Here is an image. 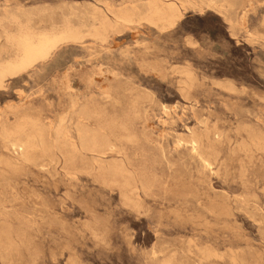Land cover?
<instances>
[{
  "label": "rangeland",
  "instance_id": "374dc122",
  "mask_svg": "<svg viewBox=\"0 0 264 264\" xmlns=\"http://www.w3.org/2000/svg\"><path fill=\"white\" fill-rule=\"evenodd\" d=\"M162 1L187 7L174 27L139 16L101 42L90 35L94 17L144 10L148 0H0V49L3 28L17 31L10 14L31 16L36 32L69 22L81 32L0 87V264L264 263V0H235L227 17L201 10L202 0ZM85 100L99 114L86 123L113 143L106 153L80 145L75 115ZM24 119L49 125L52 156L35 149L23 159L8 147L3 124Z\"/></svg>",
  "mask_w": 264,
  "mask_h": 264
},
{
  "label": "bare ground",
  "instance_id": "6f19581e",
  "mask_svg": "<svg viewBox=\"0 0 264 264\" xmlns=\"http://www.w3.org/2000/svg\"><path fill=\"white\" fill-rule=\"evenodd\" d=\"M151 1V0H150ZM150 1L148 0V4H147V7L144 9V10H139V9H137L136 7H133V8H113L112 7V9H111V11L110 12H112V14H113V18L112 17H109L108 15H101V16H96V17H94V20L96 21V23H94V24H92L91 25V27H90V25H88L89 27H90V35H92L93 37H95L96 39H98L99 41H101V42H105V41H107V39H108V34L110 33V32H115V33H118V32H120L121 30H123L124 28H127L128 26H129V24L130 23H132L133 22V20H134V18L135 17H139L140 16V18L141 19H143V20H145V21H147L148 23H150V24H153V25H155L156 27H158L159 29H161V30H165V29H169V28H172V27H174L175 25H176V23L181 19V17L183 16V11L185 10V8H187V7H184L183 5V7H179V5L177 6V5H175V4H173L172 2L170 3V4H165V3H163L164 1H162L161 0V2H158V0H154V1H152V3H150ZM160 1V0H159ZM178 1V0H177ZM235 0H202L201 2H199V4H198V7L202 10V9H204L205 7H211V8H215V9H217L220 13H222L224 16H230V15H232L233 14V12L231 13V8H233L234 6H235V2H234ZM246 1V0H245ZM179 2V1H178ZM191 2V1H190ZM81 3V2H80ZM147 3V2H146ZM186 3V2H185ZM192 3V2H191ZM106 4V3H105ZM142 4H143V2H142ZM135 6V5H134ZM143 6V5H142ZM144 6H146V5H144ZM192 7V6H191ZM198 8V9H199ZM37 9V8H36ZM66 9V8H65ZM222 10L224 11H226L225 13L224 12H222ZM33 15V14H32ZM24 16V18L26 19L25 20V22H22L21 20H20V16L19 15H16V14H10L9 16L7 15V17H6V19H8V21H10L12 24H14V25H17V31L14 33H11V32H9L6 28H3L4 29V37H5V44H7L6 46L9 48H7L6 46H4V47H2L1 49H0V87H3L4 86V84H5V81H6V78L7 77H9V76H14V75H16V74H19V73H21V72H23V71H25V70H27V69H29V68H31V67H33L37 62L39 63L40 61H45V60H47L48 58H50L51 57V55L53 54V52L61 45V44H63V43H67L68 41H77V40H79L80 38H81V32L79 31V30H77V29H74V28H72V26H70L69 24H71L70 22H69V24H66V26L61 30V31H59V32H49V33H44V32H36L33 28H32V25H31V27H29L28 26V21L30 22V20L32 21V18H31V16H29L28 14H26V13H24L23 15H22V17ZM33 17V16H32ZM68 17V16H67ZM66 17V18H67ZM70 19V18H69ZM140 19V21H142ZM67 20V19H66ZM66 20H65V23H66ZM72 20V19H71ZM138 20V19H137ZM233 19H231V20H229V22L231 23V28H234V24L232 23V22H234V21H232ZM235 20V19H234ZM5 21V20H4ZM139 21V20H138ZM136 22V21H135ZM65 23H64V25H65ZM146 23V22H145ZM237 23V22H236ZM2 24V23H1ZM82 24V23H81ZM136 24V23H135ZM142 24V23H141ZM53 25V24H52ZM134 25V24H133ZM263 25H264V19H263ZM2 26V25H1ZM54 26V25H53ZM53 26H51V27H53ZM73 26H75V25H73ZM83 26V25H82ZM62 27V26H61ZM132 27V26H131ZM130 27V28H131ZM75 28H79L78 26L77 27H75ZM81 28V27H80ZM2 29V30H3ZM82 29V28H81ZM44 30V29H43ZM60 30V29H59ZM160 30V31H161ZM84 31V30H83ZM82 31V32H83ZM86 33V32H85ZM262 35V34H261ZM263 36V35H262ZM2 37V34H0V38ZM72 43V42H71ZM70 43V44H71ZM79 43V42H78ZM59 49V48H58ZM3 52L5 53L6 52V55H7V57H6V55H5V57H4V55H3ZM188 70V69H187ZM184 71V70H183ZM181 74H183V73H181ZM186 74V73H185ZM190 75V74H189ZM188 76V75H187ZM192 76V75H191ZM186 77V76H185ZM189 77V76H188ZM188 77H186V78H188ZM187 80V79H186ZM113 81V80H112ZM188 81V80H187ZM192 82H193V80H192ZM180 83V82H179ZM186 83V82H185ZM181 84V83H180ZM189 84V83H188ZM193 84V83H192ZM228 85V84H227ZM183 86V85H182ZM180 88H182V87H180ZM188 89V88H187ZM189 90V89H188ZM187 90V91H188ZM190 91V90H189ZM104 93H106V91L104 92ZM131 93V92H130ZM136 94V93H135ZM144 94V93H143ZM183 94V93H182ZM187 94V96L185 97V95ZM188 94H189V92L188 93H184V97L185 98H187L188 97ZM105 95V94H104ZM112 95V94H111ZM106 96H107V93H106ZM106 96H105V98H106ZM189 97H190V95H189ZM109 98H111V97H109ZM106 99H108V98H106ZM190 99H191V97H190ZM113 100V99H112ZM91 102V101H90ZM90 102L89 101H86L85 100V102L80 106V108L78 109V111H77V114L75 115V116H77V121H76V131H77V133H78V138H79V142H80V145H81V147L82 148H84V149H89V150H93V152L94 151H98V152H103L104 150L106 151V149H108V148H112V142L111 141H109L108 139H107V137H103L98 131H93L92 129H90V127H89V125L86 123V120H87V118H88V120H89V117L91 116L92 117V115L93 114H95L96 113V110H95V108H93L92 107V105L90 104ZM163 105V104H162ZM168 109H170V107L168 108ZM99 111V110H98ZM164 111H165V109H164ZM163 111V112H164ZM101 112V111H100ZM170 112V111H169ZM134 113H135V111H134ZM104 114V113H103ZM126 114V113H125ZM125 114H123V115H125ZM129 114V113H128ZM95 115H99V114H95ZM135 116H136V113H135ZM90 117V118H91ZM94 117V116H93ZM101 117V116H100ZM129 117V116H128ZM131 117H132V115H131ZM130 117V118H131ZM97 119H98V116L96 117ZM120 118V117H119ZM124 118V117H123ZM126 118H127V116H126ZM139 118V117H138ZM170 118V117H169ZM93 119V118H92ZM118 119V118H117ZM120 119H122V118H120ZM129 119V118H128ZM131 119H135L134 117L133 118H131ZM130 119V120H131ZM25 120V119H24ZM95 120V119H94ZM101 120V119H100ZM124 120V119H123ZM126 120V119H125ZM124 120V121H125ZM132 120V121H133ZM137 120V119H136ZM104 121V120H103ZM121 121V120H120ZM5 122V121H4ZM105 122V121H104ZM103 122V123H104ZM110 122V121H109ZM126 122H129V121H126ZM89 123V122H88ZM97 123H99V121L97 122ZM103 123H101V126L103 125ZM165 123V122H164ZM124 124V123H123ZM128 124V123H127ZM130 124H132V122L130 123ZM107 126H108V124H106ZM120 125V124H119ZM134 125V124H133ZM116 126V125H115ZM124 126V125H123ZM203 126V125H202ZM104 128H105V126H103ZM112 127H114V126H112ZM120 127V126H119ZM126 127H127V125H126ZM204 127V126H203ZM99 128V127H98ZM101 128V127H100ZM111 128V127H110ZM110 128H109V130H110ZM53 129V128H52ZM51 129V130H52ZM106 130H107V128H105ZM120 129V128H119ZM133 129V128H132ZM101 130V129H100ZM117 130H118V128H117ZM196 129H194V131H195ZM257 130V129H256ZM259 130V129H258ZM112 131H114V129L112 130ZM119 131V130H118ZM117 131V132H118ZM120 131H122V130H120ZM119 131V132H120ZM203 131V130H202ZM3 135H1L2 136V138L4 137V139H5V142L7 143V145H8V147H12L15 151L16 150H20L21 151V156H22V158L23 159H26V158H28L30 155H34L35 156V154H31V152L32 153H34L33 152V150H35V149H37V150H39L41 153L40 154H42L43 156L44 155H50V153L51 154H53L54 153V145H55V143H54V145H53V138H52V136H51V133H50V127H49V125L48 124H46L42 119H37V120H33V119H27V120H25V121H23V122H21L20 124L18 123V124H16V125H10L9 124V122H5L4 124H3ZM1 132V133H2ZM134 132V131H133ZM132 132V133H133ZM250 133V132H249ZM111 134H114V132L112 133L111 132ZM119 134V136H120V133H118ZM127 134V133H126ZM126 134H124V135H126ZM198 134V133H197ZM200 134V133H199ZM262 134V133H261ZM260 134V135H261ZM264 134V133H263ZM116 135V134H115ZM122 135H123V133H122ZM121 135V136H122ZM133 135V134H132ZM259 135V136H260ZM199 136H201V135H199ZM218 136V135H217ZM256 136V135H255ZM67 139H66V142H65V144L64 145H72L71 143H70V134H67ZM114 137H116V136H114ZM125 137V136H124ZM163 137V136H162ZM188 136H186V138H187ZM252 137V136H251ZM257 137V136H256ZM109 138V137H108ZM117 138V137H116ZM131 138V137H130ZM134 138H135V135H134ZM140 138V137H139ZM180 138V137H179ZM182 138V137H181ZM188 138H190V137H188ZM187 138V139H188ZM201 138V137H200ZM205 138V137H204ZM220 138V137H219ZM222 138V137H221ZM253 138V137H252ZM138 139V138H137ZM162 139V138H161ZM202 139V138H201ZM65 140V139H64ZM68 140H69V142H68ZM117 140V139H116ZM128 140V139H127ZM130 140V139H129ZM128 140V141H129ZM133 140V139H132ZM163 140V139H162ZM183 140L185 141V139L183 138ZM2 141H3V139H2ZM118 141H119V138H118ZM182 141V140H181ZM187 141V140H186ZM185 141V142H186ZM190 141V140H189ZM192 141V140H191ZM260 141V140H259ZM4 142V141H3ZM2 142V143H3ZM64 142V141H63ZM120 142V141H119ZM262 142V141H261ZM152 143V142H151ZM156 143V142H155ZM160 143V142H159ZM178 143V142H177ZM219 143V142H218ZM263 143V142H262ZM4 144L5 143H3V146H4ZM62 144V143H61ZM115 144V143H114ZM153 144V143H152ZM192 144V143H191ZM199 144V143H198ZM208 144V143H207ZM7 145H5L6 147H7ZM75 145V144H74ZM157 145V144H156ZM161 145H162V143H161ZM164 145V144H163ZM176 145V144H175ZM178 145V144H177ZM180 145V144H179ZM178 145V146H179ZM182 145V144H181ZM200 145H202V144H200ZM205 145V144H204ZM219 145V144H218ZM255 145V144H254ZM5 146L3 147V149L5 148ZM63 146V145H62ZM62 146H60V147H58L59 149L62 147ZM160 146V145H159ZM197 146V145H196ZM220 146V145H219ZM74 147V146H73ZM76 147V146H75ZM80 147V148H81ZM120 147V146H119ZM118 147V148H119ZM162 147H164V146H162ZM209 147V146H208ZM218 146H216V148H217ZM11 148V149H12ZM63 148H65V147H63ZM67 148V147H66ZM121 148H122V146H121ZM121 148H120V150H121ZM153 148H156V147H154L153 146ZM165 148V147H164ZM163 148V149H164ZM213 148H215V147H213ZM229 148V147H228ZM6 149V148H5ZM10 149V150H11ZM71 149H72V147H71ZM75 149V148H74ZM123 149V148H122ZM157 149V148H156ZM178 149H180V148H178ZM194 149V148H193ZM200 149V148H199ZM198 149V150H199ZM201 149H205L204 147L202 148L201 147ZM200 149V150H201ZM218 149V148H217ZM63 150H64V153H65V149H62V152H63ZM68 150V149H67ZM66 150V151H67ZM82 150V149H81ZM87 150H85L84 152L86 153V151ZM126 150V149H125ZM157 150H159V149H157ZM195 150V149H194ZM36 151V150H35ZM52 151H53V153H52ZM70 151L71 150H68V152H69V154H71L70 153ZM72 151H73V149H72ZM75 151H77V150H75ZM111 151V150H110ZM206 151V150H205ZM212 151H214L213 149H212ZM8 152H9V150H8ZM11 152V151H10ZM19 152V151H18ZM18 152H16V153H18ZM58 152L60 153L61 151L60 150H58ZM120 152V151H119ZM160 152V151H159ZM221 152V151H220ZM219 152V153H220ZM35 153H37V152H35ZM56 153V152H55ZM67 153V152H66ZM91 153H92V151H91ZM103 153H106V152H103ZM108 153H110V152H108ZM107 153V154H108ZM123 153V152H122ZM161 153V152H160ZM194 153V152H193ZM202 153V152H201ZM209 153H211V152H209ZM60 154H62V153H60ZM69 154H68V156H69ZM74 154H76V153H74ZM95 154H97V153H95ZM111 154V153H110ZM127 154V153H126ZM191 154H192V152H191ZM215 154V153H214ZM13 155V154H12ZM41 155V156H42ZM56 155V154H55ZM194 155V154H193ZM211 155H213L212 153H211ZM18 156H19V154H18ZM43 156L42 157H40L41 159L43 158ZM50 156H52V155H50ZM61 156H64V155H61ZM67 156V155H66ZM71 156H73V152H72V154H71ZM80 156V155H79ZM126 156V155H125ZM164 156V155H163ZM217 156V158H218V155H216ZM10 157V156H9ZM15 157V156H14ZM13 157V158H14ZM31 158H32V156H30ZM53 157H55V156H53ZM57 157V156H56ZM77 157V156H76ZM205 157V156H204ZM211 157V156H210ZM2 158V157H1ZM4 158H6L7 159V157H4ZM11 158V157H10ZM10 158H9V160H10ZM16 158V157H15ZM63 158H65V156L63 157ZM86 158V157H85ZM94 158V157H93ZM201 158H203V157H201ZM200 158V159H201ZM44 159V158H43ZM51 159H53L52 157H51ZM55 159V158H54ZM53 159V160H54ZM61 159V158H60ZM73 159V158H72ZM78 159H80V157L78 158ZM82 159H84V158H82ZM87 159V158H86ZM97 159V158H96ZM199 159V160H200ZM211 159V158H210ZM13 160V159H12ZM11 160V161H12ZM28 160V159H27ZM36 160V159H35ZM38 160V159H37ZM40 160V159H39ZM45 160V159H44ZM43 160V161H44ZM47 160H49V159H47ZM56 160H58V159H56ZM65 160H67L66 158H65ZM76 160V159H75ZM92 160V159H91ZM122 160V159H121ZM203 160V159H202ZM208 160V159H207ZM215 160V159H214ZM1 161V160H0ZM11 161H10V163H11ZM18 161V160H17ZM25 161V160H24ZM32 161H34V160H32ZM41 161V160H40ZM50 161V160H49ZM81 161H83V160H81L80 159V162ZM89 161V160H88ZM93 161V160H92ZM99 161V160H98ZM119 161V160H118ZM117 161V162H118ZM123 161V160H122ZM127 161H130L129 159L127 160ZM154 161V160H153ZM16 162V161H15ZM15 162H13V163H15ZM21 162H23L22 161V159H21ZM27 162V161H26ZM31 162V161H30ZM54 162H55V160H54ZM66 162H68V161H66ZM75 162V161H74ZM83 162H86V161H83ZM90 162V161H89ZM102 162V161H101ZM100 161H99V164L101 163ZM205 162V161H204ZM204 162H203V164H204ZM211 162V161H210ZM12 163V164H13ZM17 163V162H16ZM15 163V164H16ZM33 163V162H32ZM34 163H36V161L34 162ZM43 163V162H42ZM47 163H50V162H47ZM76 163V162H75ZM105 163V162H104ZM132 163V162H131ZM131 163L129 164V165H131ZM9 164V163H8ZM8 164H6V165H8ZM12 164H11V166H12ZM19 164V163H18ZM17 164V165H18ZM39 164V163H38ZM46 163H44V165H45ZM82 164V167H83V163H81ZM85 164V163H84ZM88 164V163H87ZM98 164V163H97ZM103 164V163H102ZM102 164H100V165H102ZM107 164H109V163H107ZM115 164H116V162H115ZM123 164V163H122ZM128 164V163H127ZM134 164V163H133ZM132 164V165H133ZM210 164V163H209ZM213 164V162L211 163V165ZM3 165H5V164H3ZM16 165V166H17ZM77 165H78V163H77ZM92 165V164H91ZM104 165V164H103ZM114 165V164H113ZM124 165V164H123ZM131 165V167H132V169H133V167L134 166H132ZM208 165V164H207ZM16 166H15V168H16ZM69 166V165H68ZM73 165H71V166H69V167H72ZM79 166V165H78ZM85 166V165H84ZM90 166V165H89ZM98 166V165H97ZM106 166V165H105ZM110 166H112V165H110ZM115 166V165H114ZM117 166V165H116ZM13 167V166H12ZM19 167V166H18ZM20 167H21V165H20ZM23 167V166H22ZM46 167V166H45ZM91 167V166H90ZM89 167V168H90ZM101 167H103V166H101ZM107 167V166H106ZM106 167H103V168H106ZM118 167H120V166H118ZM210 167V166H209ZM123 168V167H122ZM204 168H205V166H204ZM72 169H73V167H72ZM76 169V167L74 168V170ZM85 169V168H84ZM91 169V168H90ZM93 169V168H92ZM111 169V168H110ZM114 169V168H113ZM128 168H126V170H127ZM135 170H136V168H134ZM133 169V170H134ZM139 169H141V168H139ZM14 170V169H13ZM77 170V169H76ZM79 170V169H78ZM94 170H95V167H94ZM101 170H102V168H101ZM124 171H125V168L123 169ZM105 170L103 169V171L102 172H104ZM137 171V170H136ZM140 171V170H139ZM138 171V172H139ZM145 171V173L147 174V170H144ZM144 171H142V172H144ZM108 172V171H107ZM113 172V174L114 175H116V174H119V168H115L113 171H111V173ZM123 172V171H122ZM121 172V173H122ZM149 172V171H148ZM127 173V172H126ZM129 173H130V171H129ZM128 173V174H129ZM132 173V172H131ZM141 173V172H140ZM99 174H101V173H99ZM109 174V173H108ZM123 174H125V172H123ZM101 175H103V174H101ZM101 175H99V176H101ZM120 175V174H119ZM136 175H138V174H136ZM149 175V173L147 174V176ZM3 176V175H2ZM7 176V175H6ZM104 176V175H103ZM117 176V175H116ZM130 176V175H129ZM135 176V175H134ZM144 176H146L145 174H144ZM146 176V177H147ZM151 176V175H150ZM149 176V177H150ZM17 177H19V176H17ZM102 177V176H101ZM107 177V176H106ZM109 177V176H108ZM112 176H110V178H111ZM115 177V176H114ZM114 177H113V180H115L114 179ZM118 177V176H117ZM116 177V178H117ZM122 177V176H121ZM125 177V176H124ZM132 178H135V177H132ZM123 180V179H121V178H119L118 177V180ZM131 179V178H130ZM140 179H141V177H140ZM147 180V178H144L143 179V181H146ZM148 179H150V178H148ZM2 180V179H1ZM0 180V181H1ZM6 180V179H5ZM10 180V179H9ZM8 180V181H9ZM108 180V179H107ZM118 180H116V181H118ZM128 180V179H127ZM102 181H103V178H102ZM137 181V180H136ZM149 182H151L150 180H148ZM2 182H4V181H2ZM1 182V183H2ZM9 182H11V181H9ZM105 182V181H104ZM115 182V181H114ZM113 182V183H114ZM121 182V181H120ZM122 182H124V181H122ZM121 182V183H122ZM142 182V181H141ZM7 183V182H6ZM108 183V182H107ZM116 183V182H115ZM133 183V182H132ZM139 183H140V181H139ZM4 184V183H3ZM118 184H120V183H118ZM123 184V183H122ZM140 184H142V183H140ZM143 184H144V186H147L149 183H147V185H146V183L145 182H143ZM7 185V184H6ZM117 185V184H116ZM134 185V184H133ZM1 186V185H0ZM7 186H9V185H7ZM6 186V187H7ZM122 186V185H121ZM5 187V186H4ZM11 187V186H10ZM2 188V187H1ZM121 188V187H120ZM135 188V185H134V187H133V189ZM142 188H144V187H142ZM148 188V187H147ZM5 189V188H4ZM12 189V188H11ZM123 189V188H122ZM127 189H129V188H127ZM146 189V188H145ZM13 190V189H12ZM124 190V189H123ZM123 190H121V192L123 191ZM126 190V189H125ZM135 190V189H134ZM3 191V190H2ZM14 191H16V190H14ZM128 191V190H127ZM129 191H130V189H129ZM133 191V190H132ZM139 192V191H138ZM146 192V191H145ZM5 192H3V194H4ZM16 193V192H15ZM122 194V193H121ZM128 194V193H127ZM130 194V193H129ZM5 195L6 194H4V196L2 195V197H5ZM14 196V195H13ZM88 196V195H87ZM130 196H134V195H130ZM136 196V195H135ZM6 197H8V196H6ZM9 197H10V194H9ZM12 197V196H11ZM124 197V196H123ZM137 197V196H136ZM18 198V197H17ZM17 198L15 199V201L17 200ZM21 198V197H20ZM125 198V197H124ZM127 198H129V195L127 196ZM141 198V197H140ZM14 199V198H13ZM19 199V198H18ZM9 200V199H8ZM129 200H132L131 198L129 199ZM2 201V200H1ZM11 201H13V200H11ZM7 202V201H6ZM9 202V201H8ZM5 203V202H4ZM15 203V202H14ZM20 203V202H19ZM125 203H126V200H125ZM128 203H129V201H128ZM128 203H126V204H128ZM138 203V202H137ZM16 204V203H15ZM2 205V204H1ZM11 205V204H10ZM9 205V206H10ZM129 205V204H128ZM5 206V205H4ZM12 207V206H11ZM132 207H134V206H132ZM136 207V206H135ZM7 208V207H6ZM14 209V208H13ZM229 209V208H228ZM10 210V209H9ZM18 210V209H17ZM17 210H15V211H17ZM2 211V210H1ZM0 211V212H1ZM4 211V210H3ZM11 211V210H10ZM7 212V211H6ZM26 212V211H25ZM5 213V212H4ZM27 213V212H26ZM28 214V213H27ZM8 215V214H7ZM6 215V216H7ZM9 215H10V213H9ZM8 215V216H9ZM25 215V214H24ZM1 216H3V215H1ZM6 216L4 217V218H6ZM11 216V215H10ZM12 216H15V215H13L12 214ZM20 216V215H19ZM26 216V215H25ZM35 216V215H34ZM30 217V216H29ZM1 218V217H0ZM8 218V217H7ZM12 218V217H11ZM21 218H23V217H21ZM178 218V217H177ZM2 219V218H1ZM13 221H14V223H15V219H17V218H14L13 217ZM25 219V218H24ZM6 220V219H5ZM8 220H10V219H8ZM12 220V219H11ZM19 220V218L16 220V222H19L18 221ZM28 221V220H27ZM22 222V221H21ZM4 223V222H3ZM24 223V222H23ZM8 224H10V223H8ZM7 224V225H8ZM17 224V223H16ZM15 224V225H16ZM29 224V223H28ZM28 224H25V226L27 227L28 226ZM1 225H3L2 223H1ZM6 225V226H7ZM5 226V227H6ZM13 226V225H12ZM2 228V230H3V226H1ZM9 227V226H8ZM16 227V226H15ZM21 227V226H20ZM20 227H18V228H20ZM105 227V226H104ZM22 228H24V225H23V227ZM40 229V228H39ZM7 231H8V228L6 229ZM6 230H5V232H6ZM19 230V229H18ZM24 230L25 231H27V229H25L24 228ZM24 230H23V232H24ZM13 231V230H12ZM15 231V230H14ZM17 231V230H16ZM20 231V230H19ZM4 232V231H3ZM18 232V231H17ZM8 235H10V231L9 232H6ZM15 233V232H14ZM19 233V232H18ZM23 234V233H22ZM1 235H2V233H1ZM11 235H13V233L11 234ZM24 235H26V234H24ZM6 237H8L7 235H5ZM16 236H18V234L16 235ZM15 236V237H16ZM27 236V235H26ZM5 237V238H6ZM21 237V236H20ZM22 237H25V236H22ZM2 239H4V237L2 238ZM10 239V238H9ZM13 239H14V237H13ZM20 239V238H19ZM22 239V238H21ZM1 240V239H0ZM10 240H12V238L10 239ZM26 240V239H25ZM24 240V241H25ZM16 242V241H15ZM15 242H14V244H15ZM2 243V242H1ZM7 243V242H6ZM6 243H3L4 245L6 244ZM8 243H10V242H8ZM22 243V242H21ZM20 243V244H21ZM11 247L13 246V242H11ZM18 244L19 243H17L16 245L18 246ZM4 245H3V247H4ZM6 245H8V244H6ZM8 247V246H7ZM10 247V246H9ZM18 247H20V246H18ZM1 248V247H0ZM14 248V247H13ZM10 249V248H9ZM208 249V248H207ZM4 250V249H3ZM17 250H18V248H17ZM205 250V249H204ZM211 250V249H210ZM210 250H208V251H210ZM7 251V250H6ZM11 251V250H10ZM16 251V250H15ZM14 251V252H15ZM204 252V251H203ZM212 252V251H211ZM5 253V252H4ZM7 253H8V251H7ZM6 253V254H7ZM206 253H208V252H206ZM205 253V254H206ZM156 254V253H155ZM211 254V253H210ZM3 255V254H2ZM8 255V254H7ZM243 255V254H242ZM242 255H241V257H242ZM247 255V254H246ZM4 256V255H3ZM9 256V255H8ZM240 256V255H239ZM245 256V255H244ZM222 257V256H221ZM235 257V256H234ZM247 257V256H246ZM245 257V258H246ZM254 256H252V258H253ZM243 258V257H242ZM202 259V258H201ZM207 259V258H206ZM233 259V258H232ZM235 259V258H234ZM237 259V258H236ZM240 259V258H239ZM251 259V258H250ZM4 260V259H3ZM10 259L8 258V260L7 261H9ZM243 260H244V258H243ZM242 260V261H243ZM210 261V260H209ZM234 261V260H233ZM232 261V262H233ZM245 261V260H244ZM255 261V260H254ZM235 262V261H234ZM259 263V261L257 260V261H255V263ZM242 263V262H241ZM244 263H246V261L244 262ZM253 263V262H252ZM251 263V264H252ZM234 264V263H233ZM262 264H264V263H262Z\"/></svg>",
  "mask_w": 264,
  "mask_h": 264
}]
</instances>
